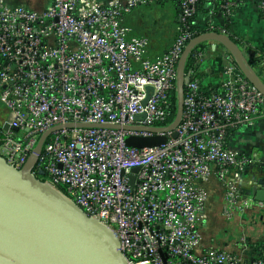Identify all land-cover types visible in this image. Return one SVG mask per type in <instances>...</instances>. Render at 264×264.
Here are the masks:
<instances>
[{
  "label": "built area",
  "instance_id": "2783aa9c",
  "mask_svg": "<svg viewBox=\"0 0 264 264\" xmlns=\"http://www.w3.org/2000/svg\"><path fill=\"white\" fill-rule=\"evenodd\" d=\"M159 1L42 0L32 9L0 0V154L22 167L43 133L67 123L135 127L56 130L36 172L112 227L130 264H264L246 256V233L235 251L204 245L214 181L225 220L263 207L241 184L255 155L229 142L254 124L264 95L227 64L216 88L188 77L181 124L150 131L174 119L171 94L186 45L198 30H216L215 7L203 23L191 22L199 0H178L183 28L164 55L150 58L148 39L133 35L124 16ZM219 1L225 16L238 7ZM258 8L264 19V0ZM155 135L167 142L141 149L125 143Z\"/></svg>",
  "mask_w": 264,
  "mask_h": 264
},
{
  "label": "water",
  "instance_id": "95a60500",
  "mask_svg": "<svg viewBox=\"0 0 264 264\" xmlns=\"http://www.w3.org/2000/svg\"><path fill=\"white\" fill-rule=\"evenodd\" d=\"M206 42L213 50L222 46L226 58L264 95V76L252 65L244 49L226 33L204 32L188 42L178 61L177 111L173 121L166 127L149 128L150 131L165 133L181 124L188 78L186 65L194 49ZM62 128L122 130L135 127L67 123L43 133L22 167L9 163L0 154V264H130L112 227L87 215L58 186L41 179L39 175H45L43 170L37 174L47 139ZM173 136L177 137V133ZM167 139L161 135L128 136L125 143L128 147L141 149L159 146ZM262 185L264 181L260 180L253 188L258 201H264Z\"/></svg>",
  "mask_w": 264,
  "mask_h": 264
},
{
  "label": "crops",
  "instance_id": "0c3cea01",
  "mask_svg": "<svg viewBox=\"0 0 264 264\" xmlns=\"http://www.w3.org/2000/svg\"><path fill=\"white\" fill-rule=\"evenodd\" d=\"M171 3H165L166 5H170L174 8L175 11V20L176 27L179 28L180 23V15L177 12V8L179 7V2L177 0H172ZM146 6V5H143ZM153 6V5H151ZM141 7V6H139ZM138 7V8H139ZM150 7V6H146ZM137 9V8H136ZM210 10L206 15L199 16L197 22L203 23L210 16ZM133 12V11H132ZM124 16V23L127 27L131 29V27L127 24L130 14ZM177 12V14H176ZM216 30L218 32H223L232 37L235 41L239 42V45L244 49L246 54L254 58L253 54L258 50L264 52V19H262L261 13L258 8V4L256 0H239V6L233 11L231 17H227L222 13H216L213 17ZM133 35H142L135 32ZM178 32V30H177ZM175 40V39H174ZM168 50L166 49L159 55H156L152 52H149L148 55L150 58L155 59L164 55ZM259 55V53H258ZM262 64L264 65V59H262ZM227 65L225 61L217 60L216 58L208 60L204 62L202 66L203 78L201 83L205 87L216 88L220 85L222 80L224 79V67ZM264 75V71H261ZM3 108V106H1ZM1 108V109H2ZM3 112L5 114L6 110L3 108ZM229 145L241 152L247 153L251 155H255L256 162L247 167L241 174V184L243 189L252 194L255 198L256 195L253 193V188L258 184L260 180L264 181V106L261 110L260 115L256 118L254 124L249 128H245L236 132L232 139L229 142ZM209 190L216 189L219 187L217 182H213L207 186ZM220 188V187H219ZM261 189L264 190V185L261 186ZM219 190V189H218ZM221 194L219 195L220 203L219 206H213L212 202L208 204V211L211 208L214 210L216 207L220 208L222 205V189ZM219 192V191H218ZM217 192V193H218ZM220 193V192H219ZM217 195V196H218ZM258 201V200H257ZM263 204L262 208L252 209L247 212L246 215L242 217H236L233 220H223L222 228L223 230H231L235 229L238 231V234L241 236L246 233L249 243L259 248V254L264 252V201H258ZM216 203V202H215ZM214 203V204H215ZM218 208L215 209L217 213ZM204 228V245L206 246H216L221 247L227 250L235 251L238 250V237L233 239L231 237L225 236L224 242L217 243L216 238L210 237L208 239L206 236V230ZM238 239V240H237Z\"/></svg>",
  "mask_w": 264,
  "mask_h": 264
},
{
  "label": "rangeland",
  "instance_id": "374dc122",
  "mask_svg": "<svg viewBox=\"0 0 264 264\" xmlns=\"http://www.w3.org/2000/svg\"><path fill=\"white\" fill-rule=\"evenodd\" d=\"M13 6H24L32 9H41L43 5H40L42 0H7ZM175 11L174 8L170 5H153L150 7L141 6L135 9L132 14H130V18L127 24L131 27L133 33H139L148 39L149 42V52H152L156 55L161 54L166 49L169 50L174 43V39L177 37V28L175 20ZM176 25V26H175ZM212 55H208L211 57ZM210 59V58H209ZM214 59V58H211ZM0 105V121L4 115L3 108L1 109ZM217 190L211 189L210 200L213 206H219L220 197L217 196ZM223 199V193H222ZM216 202V203H215ZM215 203V204H214ZM222 203V200H221ZM218 208V207H216ZM215 208V209H216ZM215 209L211 208L207 214V222L205 223V227L207 228V238L210 239L209 236L216 238L217 243L224 242V237L229 236L233 239L240 238L238 231L235 229H231L229 231L223 230L222 223L223 218L221 216V206L218 208L217 213ZM221 217V218H220ZM204 227V228H205ZM237 239V240H238Z\"/></svg>",
  "mask_w": 264,
  "mask_h": 264
},
{
  "label": "trees",
  "instance_id": "16d2710c",
  "mask_svg": "<svg viewBox=\"0 0 264 264\" xmlns=\"http://www.w3.org/2000/svg\"><path fill=\"white\" fill-rule=\"evenodd\" d=\"M232 1H235L238 4V6H239V0H232ZM171 2H173V1L172 0H161V1H159V2H157L155 4H153V5H162L163 6V5H165V3H171ZM256 2L258 4L259 3V0H256ZM219 3H220L219 0H217V1L216 0H199L197 12H196L194 18L191 20V22L192 21H196L197 22V20L199 19V16H201L203 14L206 15L207 12H208V9H211L212 7H215V14L216 13H219L220 12V10L218 9L219 8ZM236 8H234V10ZM177 12H179V15H181V6H180V3H179V7L177 8ZM177 12H176V14H177ZM227 17L229 18V17H231V15L230 16H227ZM181 27L183 28L182 23L180 21L177 36L181 32V30H182ZM201 33L202 32L198 30V32L194 35V37L200 35ZM236 42L239 44L238 41H236ZM258 53H259V55H258ZM208 55H212V56L211 57H208ZM253 56H254V58L249 57L250 58V62L252 63V65L259 72L264 71V65L261 62L262 59H264V52H261V51L258 52V50H257L253 54ZM211 58H216L217 60L220 59L222 61H225L227 64H232L233 65V63H231L226 58V53L224 52V48L222 46L218 47L216 50H213L212 45L209 42L202 43V44L198 45L194 49V51L192 52V54L190 55V57L188 59V62H187V65H186V74H187V77H189L190 79H198L199 81H201L202 78H203L202 66H203L204 62H206L208 60H211ZM171 103H172L171 104V113H172V116L175 117V114H176V111H177V96H176V90H174L172 92V94H171ZM228 137H231V134ZM37 174H38V172H37ZM39 177L41 179H43V180H50L49 177L47 176V174H45V175H39ZM59 188L63 192H66L65 187L60 186ZM217 192H218L219 195L221 194V190H220L219 187L217 188ZM248 245H249V250L246 253V256L249 259H260V258H264V256H263L264 252L258 256V254L260 253L258 247L254 246L253 244H250V243Z\"/></svg>",
  "mask_w": 264,
  "mask_h": 264
}]
</instances>
